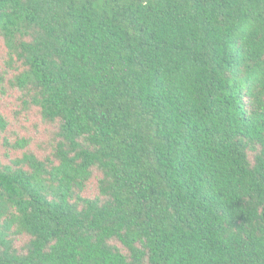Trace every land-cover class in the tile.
Instances as JSON below:
<instances>
[{"label":"trees","instance_id":"1","mask_svg":"<svg viewBox=\"0 0 264 264\" xmlns=\"http://www.w3.org/2000/svg\"><path fill=\"white\" fill-rule=\"evenodd\" d=\"M0 44L48 130L2 142L0 264H264V0H0Z\"/></svg>","mask_w":264,"mask_h":264},{"label":"rangeland","instance_id":"2","mask_svg":"<svg viewBox=\"0 0 264 264\" xmlns=\"http://www.w3.org/2000/svg\"><path fill=\"white\" fill-rule=\"evenodd\" d=\"M2 45L0 44V51ZM2 54V53H1ZM18 106L15 100V94H8L0 97V113L8 121L9 125L6 131L0 134V155H3L6 148L2 146L3 140L13 142L18 138H26L30 140L29 149L35 153L42 155L39 146L44 145L48 138V130L39 124V117L36 113L31 112L28 115L18 114ZM12 156H18V152L8 150ZM96 194V183L91 181L84 191L85 196H94ZM24 240H19L17 245H22Z\"/></svg>","mask_w":264,"mask_h":264}]
</instances>
